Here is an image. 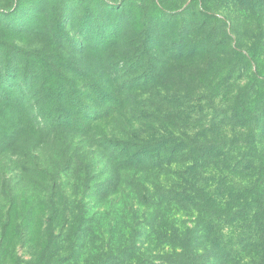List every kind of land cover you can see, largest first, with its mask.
<instances>
[{
	"label": "rangeland",
	"instance_id": "374dc122",
	"mask_svg": "<svg viewBox=\"0 0 264 264\" xmlns=\"http://www.w3.org/2000/svg\"><path fill=\"white\" fill-rule=\"evenodd\" d=\"M232 49L244 57L222 55ZM141 77L153 83L122 90ZM125 94L171 98L190 110V130L245 142L225 118L237 99L264 108V0H0V264H172L173 228L193 223L160 202L154 174L112 176L104 154L100 137L127 139L129 113L145 111L126 104L103 117ZM217 178L226 188L231 176ZM238 258L263 263L252 249Z\"/></svg>",
	"mask_w": 264,
	"mask_h": 264
},
{
	"label": "trees",
	"instance_id": "16d2710c",
	"mask_svg": "<svg viewBox=\"0 0 264 264\" xmlns=\"http://www.w3.org/2000/svg\"><path fill=\"white\" fill-rule=\"evenodd\" d=\"M144 50L146 47L142 46V52ZM130 53L137 56L134 62L129 61L131 71L140 69L137 62L139 53L128 50L126 54ZM222 55L236 61L239 54L232 49ZM184 57L183 54L173 56V61H186L194 58L195 54ZM102 64L98 72L100 76L108 77L109 73L117 72V63L108 67ZM149 67L153 69L151 65ZM111 81L113 79H109ZM151 83L143 77L133 78L125 83L122 90L130 91ZM108 100L115 106L103 112V117L124 110L126 104L135 109L137 107L139 111L136 112L145 110L136 115L129 113V122L133 125H129L127 139L113 134L109 138L98 136L103 138L101 142L106 148L104 154L108 164H111L112 176L120 170L154 174L155 189L162 188L160 202L183 210L184 222L193 223L181 233L173 228L170 240L179 252L172 259V264H242L243 260L238 255L251 249L261 256L264 263V169L258 171V147L252 139L259 130L264 135L263 106L247 111L248 100H234L226 111L225 122L233 130H246L248 134L245 142L240 143L238 139L225 147L220 143L219 136L208 139L203 129L201 134L190 130V110L182 104H174L171 98L142 100L125 94L111 95ZM164 100L168 102L167 106ZM144 101L148 103L147 107H143ZM176 105L182 108L177 110ZM163 106L167 107L166 112ZM145 108L153 113L145 114ZM162 119L173 123L175 129L171 125L163 128L159 123ZM64 128L62 130L68 134L89 132L69 126ZM222 171L231 176L226 188L220 187V178H217ZM163 176L165 178L162 179ZM233 176H240V182L237 183ZM227 231L234 239L229 238Z\"/></svg>",
	"mask_w": 264,
	"mask_h": 264
}]
</instances>
